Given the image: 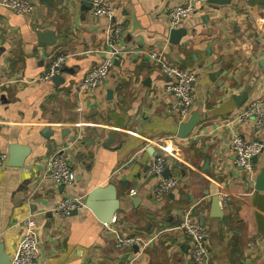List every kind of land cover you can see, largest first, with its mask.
Wrapping results in <instances>:
<instances>
[{"label":"crops","instance_id":"obj_1","mask_svg":"<svg viewBox=\"0 0 264 264\" xmlns=\"http://www.w3.org/2000/svg\"><path fill=\"white\" fill-rule=\"evenodd\" d=\"M32 1L27 14L0 4V150L9 160L11 145L29 149L23 166L7 161L0 171L6 252H15L22 220L36 211L44 264H194L190 238L174 229L191 210L209 230L212 264H264V191L234 162L229 141L243 129L225 124L248 99L264 96V0H108L124 29L122 54L99 88L83 92L81 81L103 58L87 51L102 47L110 20L91 15L93 0ZM188 1L197 9L183 25L190 34L172 44L170 7ZM167 42L168 58L198 75L190 117L197 113L200 121L185 138L177 135L170 78L149 58ZM62 52L70 56L58 82L5 84L16 76L40 78ZM245 134L264 144V129ZM70 144L76 179L56 184L47 177L48 159ZM159 154L169 162L164 176L176 177L178 186L157 200L152 193L159 178L145 171ZM263 166L264 149L256 177ZM108 184L120 200L112 229L143 237L165 229L147 249L119 248L118 234L89 208L68 218L52 211L58 197L85 202L92 189ZM100 202L105 207L106 197Z\"/></svg>","mask_w":264,"mask_h":264},{"label":"built area","instance_id":"obj_2","mask_svg":"<svg viewBox=\"0 0 264 264\" xmlns=\"http://www.w3.org/2000/svg\"><path fill=\"white\" fill-rule=\"evenodd\" d=\"M4 7L12 9L17 14H27L32 12L34 4L32 0H0ZM196 5L192 1L178 2L170 7L169 18L171 28L183 27L185 21L196 12ZM115 7L108 0H93L91 15L95 18L107 17L110 23L105 28V40L101 48L88 50L87 52H97L102 54V60L95 64L80 83V90L99 88L110 76L114 61L121 54L119 42L121 41L124 29L115 21ZM169 42L163 44L161 48L153 49L149 53L150 60L160 68V70L170 78L166 84V90L173 94L175 101L173 107L178 113L180 122L189 119L195 104L194 91L198 81L195 70L180 67L176 62L170 60L166 54ZM70 55L59 53L51 65L43 72L38 79L25 80L21 76L9 78L5 84L34 83L38 80L49 81L57 76L64 68ZM1 74V66H0ZM226 125L240 126L243 131H236L230 138V146L234 155V162L241 166L246 173V178L255 183L256 162L263 149L264 144L258 139H250L245 131L254 129L256 135L264 129V96L248 99L238 111L226 119ZM162 138L161 140H163ZM72 144L59 148L48 159L47 177L54 183L60 185L71 184L76 179V171L71 163L70 150ZM8 161L7 153L0 150V171L6 167ZM168 160L164 154H159L151 162L145 171L148 176L159 178L153 189V197L160 199L168 194L173 188L178 186V179L174 176H164L168 167ZM135 189L130 190V195L136 194ZM83 198L58 197L53 206V212L60 218H68L74 211L85 208ZM40 212L33 211L22 220L24 234L15 252L10 256V264H44L42 259L41 240L39 225L41 222ZM116 221L114 216L110 223H104L111 230L118 234L116 244L119 248L133 251L134 246L141 250L147 249L165 229L156 234L143 237L138 234L120 235L112 229L110 224ZM181 229L191 240L190 258L194 264H212L211 253L208 246L209 230L202 226L191 210L185 212L181 223L174 229ZM135 259V257L133 258Z\"/></svg>","mask_w":264,"mask_h":264},{"label":"water","instance_id":"obj_3","mask_svg":"<svg viewBox=\"0 0 264 264\" xmlns=\"http://www.w3.org/2000/svg\"><path fill=\"white\" fill-rule=\"evenodd\" d=\"M208 2L217 5H224L231 3L232 0H208ZM190 34L187 26L181 28H171L169 31V41L172 44H178L181 39ZM116 60V59H115ZM119 60V59H118ZM116 60L115 63L118 62ZM261 65L264 68V60H261ZM60 76H55L53 80L58 82ZM254 84L251 83L247 88L245 93L242 95L244 101L248 98V91L252 89ZM237 100L240 102L239 98ZM240 103H242V101ZM200 121L199 114L195 113L187 121L182 122L178 129V137L185 138L187 137L193 129L196 127ZM29 149L27 147H22L17 144L10 146V155L8 164L12 166H23L25 158L28 154ZM255 162H257V157H255ZM169 172V169L166 168L165 174ZM255 189L264 191V166L260 169V172L257 174L255 180ZM106 197L105 207L104 204L100 202L101 198ZM220 198L218 196L213 199V206L218 205ZM86 208H89L94 212V214L104 223H110L114 217L116 211L120 208V200L118 198L117 189L114 184H108L107 186H97L92 189L86 196L85 200ZM78 211L75 210L74 213ZM136 247V246H135ZM137 249V248H136ZM0 264H10V255L6 252L4 243L0 241Z\"/></svg>","mask_w":264,"mask_h":264}]
</instances>
